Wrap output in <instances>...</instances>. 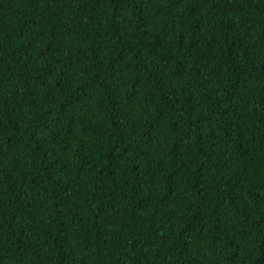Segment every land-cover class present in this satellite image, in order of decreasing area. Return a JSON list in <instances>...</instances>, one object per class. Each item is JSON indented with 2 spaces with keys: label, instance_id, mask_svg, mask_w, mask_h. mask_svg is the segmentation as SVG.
I'll return each instance as SVG.
<instances>
[{
  "label": "trees",
  "instance_id": "16d2710c",
  "mask_svg": "<svg viewBox=\"0 0 264 264\" xmlns=\"http://www.w3.org/2000/svg\"><path fill=\"white\" fill-rule=\"evenodd\" d=\"M0 264H264V0H0Z\"/></svg>",
  "mask_w": 264,
  "mask_h": 264
}]
</instances>
